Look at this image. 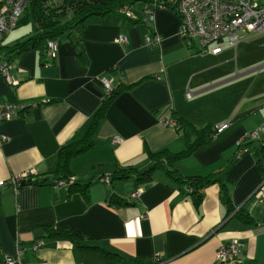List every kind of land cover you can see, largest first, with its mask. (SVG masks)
Wrapping results in <instances>:
<instances>
[{
    "label": "crops",
    "instance_id": "crops-1",
    "mask_svg": "<svg viewBox=\"0 0 264 264\" xmlns=\"http://www.w3.org/2000/svg\"><path fill=\"white\" fill-rule=\"evenodd\" d=\"M154 1L124 5L131 17L93 14L35 45L41 29L25 11L3 37L0 61L16 84L0 72V104L49 101L0 123L6 137L0 142V264L17 245L25 248L20 264H264V204L252 195L264 179L258 154L264 35L239 30L235 46L199 54L197 42L188 46L181 38L179 15ZM145 9L152 10L149 24L142 19ZM49 40L57 44L55 57L48 54ZM101 76L124 87L108 105L94 145L70 161L78 182L11 186L23 172L30 181L52 178L59 149L88 129L101 106ZM177 117L196 128L227 127L189 154L164 161L166 167L153 168L149 153L175 154L192 143L177 129ZM124 166L133 168L131 175L112 178ZM167 167L217 180L201 189L195 206L190 186L177 183ZM136 188L141 195L127 202ZM239 210L244 219L233 215ZM71 230L78 233L73 240L57 234ZM36 240L43 244L33 253ZM231 240L242 243L241 254L218 262L217 249Z\"/></svg>",
    "mask_w": 264,
    "mask_h": 264
},
{
    "label": "built area",
    "instance_id": "built-area-1",
    "mask_svg": "<svg viewBox=\"0 0 264 264\" xmlns=\"http://www.w3.org/2000/svg\"><path fill=\"white\" fill-rule=\"evenodd\" d=\"M31 0H1L0 1V43L3 37L10 32L17 23L20 15L23 14ZM155 6L162 9L174 10L180 17L181 28L180 36L188 45L197 42V50L201 53L210 52L217 54L221 52L224 44L235 46L238 42L239 30H245L250 34L264 35V2L262 0H155ZM119 12L130 16L128 9L124 6ZM153 15L149 10H145L143 20L150 23ZM232 26H239L235 31ZM158 41V38L154 39ZM48 54L55 57L57 44L54 40L47 42ZM0 72L10 84H16L9 73V65L0 61ZM100 82L104 89V95L109 94L113 88L112 82L102 76ZM190 96V93H187ZM49 101H31L29 103L12 102L0 104V123L19 115L22 110L28 107H36ZM162 124H169V119H162ZM227 124L216 128L217 133L221 132ZM255 132L250 135H255ZM6 140L4 135H0V142ZM112 144L119 142L118 137L111 140ZM241 152V151H240ZM29 172H23L11 178L10 184L18 188L22 182L26 181ZM108 178L101 177L103 181ZM4 185V181H0ZM141 188L133 190L127 198V202H132L139 197ZM256 204H264V179L260 182L253 194ZM43 244L42 240H36L30 247L31 252ZM242 243L238 240H231L219 246L216 251V260L225 263L232 257L241 254ZM25 250L24 247L17 245L13 256L4 258L5 264H20V255Z\"/></svg>",
    "mask_w": 264,
    "mask_h": 264
},
{
    "label": "trees",
    "instance_id": "trees-1",
    "mask_svg": "<svg viewBox=\"0 0 264 264\" xmlns=\"http://www.w3.org/2000/svg\"><path fill=\"white\" fill-rule=\"evenodd\" d=\"M137 0H31L27 8L26 13H30L37 25L40 27L41 33L34 38V45L37 42L44 41L46 39H53L59 35L66 33L73 27H77L85 22V20L93 14H101L108 12H115L118 8L124 7V5H130ZM146 1V0H144ZM151 1V0H149ZM24 11V12H25ZM23 45V44H21ZM23 46H19L22 49ZM24 47L23 49H25ZM6 53H11L10 48L6 50ZM124 85L118 84L114 85L112 90L108 95H105L99 110L94 115L90 126L85 131H77L71 140L62 146L58 152V163L53 172L51 179L42 180H27V183L34 184H47L58 181L66 182L67 185L73 186L78 181L72 179V174L70 170V161L74 156L85 152L94 145V134L96 133L99 123L104 119L105 112L107 110L110 102L123 90ZM27 109L22 110L20 114H23ZM178 122V123H177ZM177 129L183 130L185 139L191 138V142L186 147L185 150L179 153H170L166 150H161L158 152L149 153L148 157L153 161V168L156 167H166L173 159L181 158L189 154L195 147L203 143H208L213 136H215L216 129L210 125H206L202 128H196L192 124L182 120L177 117ZM195 137L194 141L192 139ZM243 147L248 146V143L242 145ZM258 154L264 157V141L261 144ZM133 168L130 166H124L118 168L112 174V178H127L133 172ZM149 172H145V175H149ZM167 172L169 176L173 178L177 183L187 184L191 188V196L195 206H197L201 201V189L215 179L212 175L207 176H182L176 169H170L167 167ZM111 178V177H110ZM68 181V182H67ZM83 188V185L80 184ZM81 191L85 192L83 188ZM233 211V208L228 206V212ZM240 211V210H239ZM235 212L238 218H245L243 212ZM58 235H64L73 240V238L78 237L77 231H66L59 232Z\"/></svg>",
    "mask_w": 264,
    "mask_h": 264
},
{
    "label": "bare ground",
    "instance_id": "bare-ground-1",
    "mask_svg": "<svg viewBox=\"0 0 264 264\" xmlns=\"http://www.w3.org/2000/svg\"><path fill=\"white\" fill-rule=\"evenodd\" d=\"M121 8H123V7H121ZM119 9H120V8L117 9V12H118V13H120V12H119ZM127 9H128V8H127ZM145 10H149V11L151 12V14H152V10H151V9H145ZM145 10H143V12H142V19H143V14H144V11H145ZM128 12H129V10H128ZM129 13H130V12H129ZM120 14H122V13H120ZM123 15H125V16H127V17H131V16H132L131 13H130V16H128V15H126V14H123ZM148 24H149V23H148ZM232 27H233V29H234L235 31L239 28V26H232ZM181 38H182V37H181ZM182 39H183V38H182ZM183 40H184V39H183ZM238 41H239V37H238ZM237 43H238V42H237ZM237 43H236V44H237ZM187 45H188V44H187ZM191 45H192V44H191ZM191 45H188V46H191ZM225 46H229V45L224 44V46L222 47V50H223V48H224ZM222 50H221V51H222ZM195 51H196L197 53H199V54H202L201 52H198V50H197L196 48H195ZM219 53H220V52H219ZM101 77H102V76H101ZM101 77H100V78H101ZM104 77L107 78L106 76H104ZM107 79H108V78H107ZM47 102H48V101H47ZM141 193H142V192L140 191V194H139V195H141ZM132 202H133V201H132Z\"/></svg>",
    "mask_w": 264,
    "mask_h": 264
},
{
    "label": "rangeland",
    "instance_id": "rangeland-1",
    "mask_svg": "<svg viewBox=\"0 0 264 264\" xmlns=\"http://www.w3.org/2000/svg\"><path fill=\"white\" fill-rule=\"evenodd\" d=\"M135 4H140V3H138V2H136ZM132 6H134V5H132ZM26 23H22L21 22V25H25ZM243 30V29H242ZM245 31V30H244ZM246 33H248L247 31H245ZM248 34H250V33H248ZM202 54H205V53H202ZM212 54V53H211ZM187 95V94H186ZM216 133H217V131H216Z\"/></svg>",
    "mask_w": 264,
    "mask_h": 264
},
{
    "label": "water",
    "instance_id": "water-1",
    "mask_svg": "<svg viewBox=\"0 0 264 264\" xmlns=\"http://www.w3.org/2000/svg\"><path fill=\"white\" fill-rule=\"evenodd\" d=\"M24 182H22V184H23Z\"/></svg>",
    "mask_w": 264,
    "mask_h": 264
}]
</instances>
